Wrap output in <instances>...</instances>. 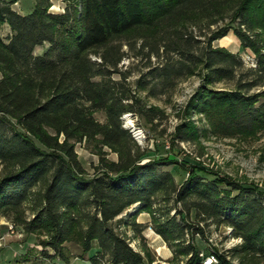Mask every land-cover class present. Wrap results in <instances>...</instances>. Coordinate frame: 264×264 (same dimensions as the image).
Returning a JSON list of instances; mask_svg holds the SVG:
<instances>
[{
    "label": "trees",
    "instance_id": "1",
    "mask_svg": "<svg viewBox=\"0 0 264 264\" xmlns=\"http://www.w3.org/2000/svg\"><path fill=\"white\" fill-rule=\"evenodd\" d=\"M17 1L0 0V222L11 218L28 233L45 235L42 254L67 264L68 242L82 248L86 263L75 264H145L154 260L148 245L141 240L135 249L114 224L136 205L125 225L144 239L145 225L136 218L149 212L177 261L202 264L205 249L196 235L207 239L211 226L225 225L242 242L213 249L222 264L264 263V192L217 172L207 179L195 172L207 171L202 165H191L177 183L162 169L177 161L145 158L122 118L133 112L153 122L161 109L134 96L127 76L113 77L124 55L117 42L139 39L158 62L148 65L137 87L158 96L185 78L201 79L173 141H201L195 116L205 120V134L258 137L264 89L253 90L264 85V0H63V12L50 11L52 0H36L28 14L13 8ZM227 19L230 25L208 36L206 30ZM5 24L11 31L3 37ZM230 30L252 51L255 67L246 69L238 53L213 45ZM222 82L234 84L215 86ZM99 110L105 122L95 116ZM85 140L99 141L119 159L102 156L87 176L75 148Z\"/></svg>",
    "mask_w": 264,
    "mask_h": 264
},
{
    "label": "rangeland",
    "instance_id": "2",
    "mask_svg": "<svg viewBox=\"0 0 264 264\" xmlns=\"http://www.w3.org/2000/svg\"><path fill=\"white\" fill-rule=\"evenodd\" d=\"M35 4L36 0H18L13 4V8L22 14H28L34 9ZM65 5L63 0H52L50 11L63 12ZM230 23L228 19L219 21L206 32L209 36L211 31L217 27L230 25ZM1 34L3 37L7 36L5 27L2 28ZM142 44L141 40L134 38H131L130 41L124 38L117 42V48L124 55L118 65L121 73L117 72L113 77L121 80L122 77L127 76L126 84L133 91L134 96L141 99L147 107L156 106L162 111L158 117L153 119V122H149L142 115L133 112H127L122 116L126 128L134 129L133 127H135L141 132V137L136 140L141 149L146 152L145 158L169 157L175 159L177 162L164 166L162 169L171 171L179 184L187 178L191 165H202L206 167L207 171L196 170L195 172L207 179L214 178L213 172H217L222 177L234 179L244 186L254 187L264 192V131L258 137L246 140L214 136L210 133L205 134V129L208 127L205 120L195 116L203 133L201 141H173L175 127L181 120L183 108L200 85L201 79L199 76L185 78L169 93H158V96H153L150 91L137 87L136 81L148 70V65L158 62L157 57L149 53L150 49L144 48ZM213 45L238 53L242 57L246 69L256 66L254 54L251 50L241 46V42L233 30L215 40ZM47 47L48 43L37 46L35 53L42 54ZM233 84V82H222L215 86L218 88L233 87ZM263 89L264 85L253 91ZM95 116L102 122L107 119L103 110L96 111ZM75 145L78 158L86 170L87 176L95 174L102 156L109 160L117 161L119 159L118 153L102 146L99 141L85 140L77 142ZM222 187L228 188L226 185ZM135 209L136 205L129 208L114 221V224L126 234L135 249H141L142 241L148 245L154 260L152 262L147 260L145 264H181L180 261L173 258V254H170L171 248L153 228L152 215L149 212H142L136 218L138 222L145 225L142 232L144 239L135 237L131 226L125 225L130 218L129 213ZM30 214L28 209L27 215L31 216ZM231 231L229 226H211L208 238L204 239L201 235H196L195 242L200 248L205 249L203 250L205 255L213 249L222 252L242 242L239 240L240 238L231 236ZM44 239H47L45 235L28 233L22 225L17 224L11 218L3 217L0 222V264H32L37 261H42L44 264H67L60 258H47L42 254L44 246L41 243ZM66 248L71 254V264L86 263L80 259L82 248L79 244L68 242ZM46 249L50 254L54 253L52 249ZM93 252L95 249L91 250L86 257ZM233 262L237 263L238 261L234 259Z\"/></svg>",
    "mask_w": 264,
    "mask_h": 264
},
{
    "label": "built area",
    "instance_id": "3",
    "mask_svg": "<svg viewBox=\"0 0 264 264\" xmlns=\"http://www.w3.org/2000/svg\"><path fill=\"white\" fill-rule=\"evenodd\" d=\"M134 129H131V132L133 133V136L135 137V139H138L141 137V132L139 131V129H136L135 127H133ZM239 240H242L241 238ZM133 246V245H132ZM181 264H185V261L182 260L180 262ZM202 264H222L220 261L219 256L216 254V252L214 251H210L207 255H205Z\"/></svg>",
    "mask_w": 264,
    "mask_h": 264
},
{
    "label": "crops",
    "instance_id": "4",
    "mask_svg": "<svg viewBox=\"0 0 264 264\" xmlns=\"http://www.w3.org/2000/svg\"><path fill=\"white\" fill-rule=\"evenodd\" d=\"M15 10H17L16 8H14ZM18 11V10H17ZM19 12V11H18ZM21 13V12H20ZM3 27H5V29H6V32H7V34H9L10 33V27H9V25L8 24H5ZM165 242V241H164ZM170 254H173V252L171 251V253Z\"/></svg>",
    "mask_w": 264,
    "mask_h": 264
}]
</instances>
